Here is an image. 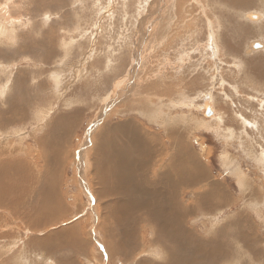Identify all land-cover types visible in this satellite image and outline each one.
Wrapping results in <instances>:
<instances>
[{"label": "rangeland", "instance_id": "rangeland-1", "mask_svg": "<svg viewBox=\"0 0 264 264\" xmlns=\"http://www.w3.org/2000/svg\"><path fill=\"white\" fill-rule=\"evenodd\" d=\"M215 1L0 0V181H2L0 186L3 187L0 195L2 192L5 194L0 196L4 198L0 199V222L2 225L3 222L8 224L7 228L0 224V235L4 236L0 239L2 257L8 255L12 249L14 251L26 237L29 240L38 235L41 238L46 236L48 245L41 244L40 250L24 248V252L27 253L24 264H166L169 255H179L167 239L161 240L162 243L158 242L153 250L146 242L142 241L144 244H141L142 236L152 238L156 242L157 238L152 234L154 228L151 224L149 226L142 222L140 217L136 220L139 225L136 228L131 225L128 230L129 233L134 232L136 235V247L128 251L127 246H122L129 255L126 258L120 254L113 256L116 253L114 238L121 239L124 234L117 228V223L111 221L110 211L105 210L119 208L123 200L118 194L119 183L116 179L115 195L112 190L110 192L99 190V197H96L98 185L93 176L94 170L90 166L92 139L101 130L110 129L108 122L114 124L120 120L133 119L145 131L158 136L153 143L156 144V149L162 152L152 160L155 177L164 166L170 164L179 149L185 147L202 163L206 182L220 186L230 197L231 204L230 201L224 205L219 203L218 208L211 206L205 207V210L200 203H194L197 198L194 192L189 193L190 191L184 187L178 189V200L181 198L185 209L182 214L188 211L192 213L182 217L180 227L186 232L188 240L194 244H202L191 254L200 256L208 252L221 253L224 248L226 252L224 258L214 264H264V96L253 94V89L249 87L248 95L246 90L231 88L234 74L230 72L237 70L240 75L241 71L244 73L245 66L246 72H250L252 70L250 66L257 65L260 69V78L264 80L261 74V72L264 74V63L255 61V58L264 51V35L247 38L243 44H240V38L235 36L237 34L239 36L237 29L242 25L254 28L255 24L263 22L264 14L250 6L248 9L237 6L236 0ZM219 14H222V17ZM248 14H257L259 18L252 22ZM139 16H143L140 32L142 35L152 36L150 33L152 20L160 26L162 37L164 29L165 42L159 38V48L148 44L149 40L140 39L137 34L136 39L135 35L127 32L131 28L134 30V23H137L134 18ZM182 17L184 23L190 24L184 26L192 35L187 41L185 36L179 37L185 40L187 45L188 43L191 45L188 48V55L182 52L184 46L180 48V52L171 51L175 46L169 39L173 33L172 28L179 24V18ZM260 27L264 31V25L261 24ZM138 29L136 33L139 32ZM199 29L204 31L198 32ZM229 33L235 34L233 38L239 40L236 41L235 45L238 46L234 50L239 57L224 58L222 75L227 80L224 78L222 83L217 81V76L215 78L221 71L220 67L216 71L214 63L216 53L214 39L219 35L217 40H222L223 34ZM177 36L176 34L174 38ZM196 38L203 44L212 43H210L212 49L206 48L208 62L204 68L200 66L198 42L194 43ZM252 41L260 42L263 48L249 50ZM225 44L227 45L226 41H221L220 46L224 45L223 51ZM167 45L171 52L158 59L155 55L157 50H167ZM234 51L231 52L235 53ZM243 60H247L249 66L243 65ZM192 64L194 66H191ZM190 71L199 78L190 75ZM154 76L159 81L154 82ZM167 78H172L170 84H164L163 81ZM233 79H237L236 75ZM175 82L178 84L177 87L181 85L180 89L174 88ZM180 82L183 85L179 84ZM189 88L191 89L188 90ZM172 89L174 90L171 91ZM170 91L175 94L180 91L178 96L188 93L187 105L184 101L181 103L179 98L174 99ZM257 91H260L258 87L255 88V92ZM158 95H162V98L159 99ZM127 99L132 100L134 105H126ZM166 100L170 103L171 100L176 101L175 106L169 107V110L170 103L164 102ZM158 103L162 104L159 108ZM205 104H209L212 115L207 114ZM149 107L152 111H149L151 110ZM103 108L107 109L106 113ZM158 109H161L160 112ZM225 109L230 120L231 115L234 118L230 121L233 123L230 126H233L222 131H219L220 128H207L209 122L222 120L221 114H225ZM63 117L70 118L69 121L74 124L71 131L73 135L69 134V138H64L63 141L58 140L54 146L50 144L53 141L55 143L53 132L59 129L60 119ZM162 117H166V123L171 125H164ZM173 121L176 126L172 124ZM171 127L174 130L178 128V131L180 128V132L186 128L190 129L184 143L172 142L162 133L163 129ZM62 145L67 147L61 148L66 154L58 152L60 157L54 165L51 163V155ZM83 151L87 155L84 163L80 161L83 163L81 166L78 155ZM10 160L9 166L12 168L8 167L9 175L4 171H8L7 163ZM14 160L18 165L14 164L24 171L19 177L25 176L28 179L24 180L27 184L19 179L22 188L32 189L44 175L53 179L51 181L54 186L57 185L56 196L61 199L60 211L50 226L43 225L41 234L29 231L22 223L29 225L26 221L16 218L15 222L14 215L7 214L2 206L8 197L9 200L6 201L8 207L12 208L13 205L20 210L29 208V202H33V198H30L27 199L29 202L26 200L28 202L26 206L16 207L18 201L12 203L14 197L11 196L19 193L10 191L12 188L19 191V186H11L13 180L9 178V176L12 178L11 174L14 173V170H11L14 167V164L12 165ZM51 165L58 171L50 170ZM51 172H57L55 178H51L53 177ZM40 173L43 174L39 175ZM91 176L93 180L90 179ZM202 188L208 189L207 186ZM31 191L34 192L35 189ZM85 204L87 207L90 205L89 209ZM76 205L77 209H81L78 213ZM5 218L6 220H3ZM231 220L235 224L233 232ZM77 221L81 223L78 232L68 226ZM45 222V219H41L35 223L42 225ZM19 232L21 235H18ZM61 236L66 238L68 245L61 244L58 238ZM72 241H79L85 245L86 253L77 256L78 254L74 252L75 246L70 245ZM193 245L188 252L192 250ZM55 248H58V251L51 252ZM161 249L164 252L166 249L168 254H160ZM178 251L182 252L183 247L179 246Z\"/></svg>", "mask_w": 264, "mask_h": 264}, {"label": "bare ground", "instance_id": "bare-ground-1", "mask_svg": "<svg viewBox=\"0 0 264 264\" xmlns=\"http://www.w3.org/2000/svg\"><path fill=\"white\" fill-rule=\"evenodd\" d=\"M215 2H217V0ZM236 3L238 4L237 6H240L242 8L248 9V7L250 6L251 8L258 10L260 12V14L261 13L264 14V0H236ZM238 17H236V18H238ZM253 18H255V19H253ZM253 18H252L253 20H256L257 18H259V15L254 14ZM262 20H263V18H262ZM261 24L264 25V21L254 25L253 26L254 28L243 27V25H242L239 29H237V31L239 32V36H238V34L237 35L233 34V35L240 38L241 41H243L244 39H247V38L252 39L254 37L264 35V31L260 27ZM208 33L210 34V32H208ZM233 35H231V36L224 35L222 40L221 39L219 40L220 44H221V41H223V40L227 42V45L225 44L226 45L225 49L227 51L234 50L235 46H236L235 45L236 41H239V40L235 39L236 37L233 38L234 37ZM241 41H239V42H241ZM226 57H232V58L234 57L235 58L236 56L232 55L231 53H228L226 55ZM238 57H236V58H238ZM255 61H258V62L262 61L264 63V51L260 56L255 58ZM243 65L249 66V63L247 61H243ZM191 66H194V64H192ZM250 68L252 70L250 72H246L247 67L245 66V68L243 70L244 73H242V71H241L240 72L241 74L239 73L240 75H238V71H237V75H236L237 76V84H236V82H234V83H232V87L231 86L230 87L231 88H233V87L239 88V87H243L244 85H248L249 88L253 89V91H254L253 94H260V92H264V83H262L264 80H262L260 78V75H259L260 69L257 65H251ZM263 70H264V68H263ZM191 71L193 72V70H191ZM191 71H190V75H192ZM261 74H262V76H264V74L262 72H261ZM194 75H192V76H194ZM197 77L198 76H196L195 78H197ZM185 79H187V78H185ZM188 80H190V79H188ZM191 80H193V78ZM182 81H184V79ZM186 82H185V84H186ZM196 83H197V81H196ZM179 84H182V83L180 82ZM253 84H255L259 88L260 91L255 92V88H257V87ZM177 86L178 85L175 84L174 88H179L181 85L179 87H177ZM181 89H182V87H181ZM190 89L191 88H189L188 90H190ZM173 90L174 89H172L171 91H173ZM138 93L139 92H137V94ZM176 93L179 95L180 91L176 92ZM181 93H182V91H181ZM137 94H136V96H137ZM172 94H173L174 99L179 98V99H181V101L189 99V97L186 96V95H188V93L187 94L185 93L186 95H181V96H178L177 94H175V92ZM163 95H164V93H163ZM189 95H190V93H189ZM158 98L161 99L162 95H158ZM167 99H169V98L167 97ZM129 100H128V103L126 105L133 106L134 105V103H132L133 101L132 100L129 101ZM134 101H136V100H134ZM167 101L168 100H166L164 102H167ZM171 103H172V100H171ZM204 106L206 107V109L208 107L210 109L209 104H205ZM128 109L130 110V108H128ZM160 110L158 109L159 112H160ZM144 111H143V113H144ZM149 111H152V109ZM167 111L168 110H166V113H167ZM127 112H128V110H127ZM141 112H142V110H141ZM39 114H41V113H39ZM169 114H167V115H169ZM145 115L146 116L148 115L147 111H146ZM221 115H222L221 116L222 122L221 121H213V122L209 123L208 125H206V127L209 129L211 127L214 129L220 128L219 131H222L227 127L229 129V127L233 126V125L230 126V124H233L230 121L234 120V118L231 115V120H230V117L227 114L226 109H225V114L222 113ZM36 117H37V115H36ZM170 117H172V116H170ZM4 118H5V116H4ZM156 118H157V116H156ZM162 118L164 119V122H163L164 125L167 124L166 119H165L166 117L165 118L162 117ZM69 119L60 121L59 129H56L53 132L54 133L53 134V136H54L53 140L55 139V143H53L54 142L53 141V142H50V144L54 145L58 142V140L63 141V140H65L64 138H69L68 137L69 134L73 135V133H71V131H72V126L74 124L72 125V121L71 120L69 121ZM167 119H168V117H167ZM176 119H178V118L176 117ZM36 120H39V119H36ZM158 120H160V119H158ZM173 120H175V119H173ZM225 120L227 121L226 123L224 122ZM4 121L5 120H3V122ZM174 122L175 121H173L172 124H174ZM182 123H183V121H182ZM182 123L180 124L181 126H182ZM228 123H229V125H228ZM133 124H134V121H129V120L122 121V122H120V126H115V127H112L111 129H103L99 133L96 134L94 139H92V147H91V153H90V157H92V158L90 161V166L94 170L93 176L95 177L96 185H98V186H96V188H97V191L95 193L96 197H99V192H98L99 190H101L103 192L104 191L110 192L112 190L113 194L114 195L116 194L117 183H116V180L112 176V174H114L118 177V179L120 181V185L118 186L117 189L123 194V198H124V201H123V203H121L119 205V208H109V209L105 210V211H108V210L110 211L109 214L111 215V221L114 223H117L116 224L117 228L120 229L122 231V233L124 234L123 238H121V239L116 238L117 240H120L119 243L118 242L116 243L117 240L114 238L113 244L116 245V248H115L116 253H114L113 256H115V254H120L124 258H126L129 255L127 254V250L122 249V246H127L126 249H128V251H130L129 250L130 248L136 247V235L134 234V232L129 233L128 230L130 229L131 225L134 228H136L139 225V224H137L136 220L138 218L142 217V222L147 223L149 226L151 224V227L154 228L152 230V234H153L154 238H157V242L152 238L147 239L146 236H142L141 237V244H144V243H142V241H144L147 244L151 245V247H152L151 250H153L157 247L158 242L160 243L161 240L167 239L169 241V243H171L174 246V247L173 246L172 247L177 250L179 255H169L168 256L169 259H167L168 262L166 263V261H165L166 264H214V263H217L218 260H219V262L222 261V259L224 258V254H226L224 248L221 250V253L208 252V253H204L200 256H195V255L191 254V253L195 252L196 248L201 247L202 244H194L191 240H188V236H187L186 232L180 227V224L183 221L182 217H184L186 215H192V213H190L188 211L185 214H182V212H184L185 209L182 205L181 198H180V200H178L177 192H178V189L180 187L186 188V190L190 191L189 193L194 192L195 196L197 197V198H195L194 203H200L202 206H204V209H205V207L210 208L211 206L213 208L214 207L218 208L219 203L220 204L223 203V205L228 203L230 201V197H228L227 193L220 186L212 185L211 183L206 182V180H205V176H206L205 169H204L202 163H200L198 160H196L191 155L192 153L190 151H188L185 147L180 148L179 152L177 154H175V156L172 157L170 164L164 166L161 169V172L159 173L158 178L155 177L154 173H153V169H152V160L154 158L158 157L159 154L162 152V151L156 149V144L153 143L154 141H156L158 139V136L156 134H151V133L145 131L144 129H136V128H134ZM167 125H169V124H167ZM178 125H179V123H178ZM2 126H4V125H2ZM221 126H223V127H221ZM162 127H163V125H162ZM172 128L173 127L169 128V129L168 128L163 129L162 133L165 136H167L168 138H170V140L172 142L175 141L176 143H178L179 141H181L184 143L186 141V138H187V132L190 131V129L186 128L184 131L180 132V128H179V131L177 130L178 128L176 130H174ZM182 128H184V127L182 126ZM56 132H57V134H56ZM236 132H237V130H236ZM247 136H248V134H247ZM70 137L72 138V136H70ZM237 137L239 138V136H237ZM54 146H56V145H54ZM63 146L65 147V145H62V146H60V148L55 149L53 155H51L49 153L52 156V162L51 163H53L54 165L59 160L58 158L60 156L58 157V154H60V153H58V152H60V151L62 152L61 148H63ZM57 147H59V146H57ZM65 148H67V147H65ZM85 152H86V150H85ZM85 152L83 151V153L81 152L82 154L78 155V162L80 163L81 166H83V163H84L83 160L85 159V155H87V154H84ZM62 153L66 154V151H64ZM42 158H43V156H42ZM178 159H180L179 164L177 162ZM45 160L46 159H44V161ZM16 161L18 163L17 159H16ZM80 161H83V163ZM8 163H7L8 166L5 165V168H6V166H7V168L11 167V166H9L11 163V160ZM14 163H16L15 160L12 163V165ZM46 163H44V165ZM16 164H14L13 169H11V170H14V174H11L12 178L9 176L10 174L8 173L9 168H8V171H6V170L4 171L5 173L9 174L8 176H9L10 180L11 179L13 180V182L11 183V186L12 187L19 186L18 187L19 191H18V189L13 190V188H12V190H10V191H15L17 193L19 192L17 195L14 194V196H11L14 198L12 199L10 197V199L13 200V201L12 200H10V201H12L13 204H15L14 202L18 201L16 203L17 205H15V207L16 206H26L29 202L27 199H30V198L31 199L33 198V202L32 203L29 202V204H28L29 208H27L25 210L24 209L20 210L18 208H14L13 205H12V208L8 207V203L6 201L9 200L8 199L9 197L7 198V200L5 197L6 201L2 203V206L6 209L7 214H13L14 215V217H15L14 221L15 222H16V218L18 220H21V221L22 220L26 221L29 223V225H27L24 222H22V223L24 224L25 227H27V229L29 231L36 232L37 234H41L43 225L50 226L54 222V220H55L54 218L58 215V212L60 211L59 205H61V203L59 201H61V199L58 196H56V186L57 185L54 186L53 185L54 183L51 181L53 179H50L49 177L46 178V176L44 175V177H42L41 180L39 179L40 181L37 182L35 184V186L32 188V189H35L34 192H32L31 191L32 189H30L29 187H27V189H21L22 186L20 185L19 179H21V181L24 183L27 182L24 180L25 179L28 180V179L25 176L19 177V174L21 173L23 175L24 171L22 169L20 170V166L18 168L17 165L19 163L17 165ZM49 166L50 165H47V167H49ZM51 168H50V170H52V171H58V169L56 167H54L53 165H51ZM47 170H49V168ZM108 171H110L112 173H109ZM5 173L4 174L2 173V174L6 176ZM56 173L57 172L52 173L53 177H51V178H55L54 176ZM85 173H86V171H85ZM42 174L40 173L39 175H42ZM143 175L146 176V180L142 179ZM147 176H149V177H147ZM150 176L152 179L155 180L154 182H151ZM30 177L31 176H29V178ZM33 177H35V175ZM90 179L93 180L92 176ZM0 182H2V181H0ZM51 182H52V184H51ZM87 183H89V182H87ZM156 183L159 185V195H158V199H157L156 203H152L146 196H150V194H152L154 192L149 189L147 194L140 195V189L141 188H150L152 186V184L155 185ZM242 183H243V181H242ZM50 184L53 186H51ZM83 184H84V182H83ZM80 185H81V183H80ZM4 186H6V188H10V186L7 187L8 185H4ZM202 186H207L208 189H203ZM1 188H3V187L0 186V191H3V190H1ZM83 188H82V190H83ZM4 190L6 192V189H4ZM2 193L3 194H1V195H5L4 192H2ZM8 195L9 194H7V196ZM87 198H89V197H87ZM90 198L92 199L91 194H90ZM2 200H4V198H2ZM10 201H9V203H10ZM213 201H216L217 203H213ZM26 202H27V204H26ZM229 204H231V201ZM29 205L36 206V207H30ZM86 205L87 204H85V206ZM89 207H90V205H89ZM89 207H87V208L89 209ZM26 210H28V212H26ZM80 210H81L80 208L77 209V205H76L77 213ZM207 210L213 211L216 209H207ZM96 213H97V211H96ZM2 217H3V215H2ZM41 219H45L46 222L43 223L42 225H37V223H35V222H38ZM0 220H1V218H0ZM3 220H6V218ZM8 220L10 221V217ZM0 224H1V222H0ZM69 224H71V223H69ZM232 224H233L232 225V232H233L235 230V224L233 223V221H232ZM80 225H81L80 221H77V222H75L71 225H68V226L71 229L78 232V229H80ZM2 226L7 228V226H8L7 222H3ZM15 226H17V225H15ZM227 227H229V226H227ZM18 228H19V226H18ZM17 230L18 229H16V231ZM20 234L21 233L19 232L18 235H20ZM28 234L30 235V233H28ZM103 237H105V236L103 235ZM28 243L31 244L32 246L41 245L40 237H34V238L31 237V239L29 238ZM18 244H19V242H18ZM22 244L23 243L21 242L20 245H22ZM114 245H113V248L115 247ZM192 245H193L192 250H190L188 252V250L191 248ZM164 246H165V244H164ZM179 246L183 247L182 252L178 251ZM23 248L24 247H22L21 249H23ZM16 249L18 251L21 250L19 248V246H16ZM185 249L187 250V252ZM164 250H165V252L162 251V249H161L162 252H160V254H168V252H166V249H164ZM33 258H34V256H33ZM164 258H165V256H164ZM20 259L21 258L18 256L15 257L13 259V264H20L21 263ZM127 260H128V258H127ZM224 260H226V259H224ZM162 262H164V261H162ZM0 264H8V261L2 260L0 262Z\"/></svg>", "mask_w": 264, "mask_h": 264}, {"label": "crops", "instance_id": "crops-1", "mask_svg": "<svg viewBox=\"0 0 264 264\" xmlns=\"http://www.w3.org/2000/svg\"><path fill=\"white\" fill-rule=\"evenodd\" d=\"M147 15H149L150 16V14L147 12ZM219 16H221L222 17V14H219ZM250 16H254V14H248V17H249V19L252 21V22H255V20H253L252 19V17H250ZM143 16H139V17H135L134 18V21H137V23H134V26H135V28H134V30L131 28V29H129L127 32L128 33H132V35H135L134 37L137 39V37H136V34L140 37V39H142V38H144V39H146V40H149V42H147L148 44H152V46H157V48H159L158 47V39L159 38H162L163 40H164V42H165V36H166V34L164 33V29H162L163 30V37H162V31H160L159 29H160V26L158 25V24H155L154 23V21L152 20L151 22H150V24H151V28H150V33L152 34V36H148V35H146V34H141L140 32H141V28H142V24H143ZM156 21H157V18H156ZM258 24V23H257ZM184 25H190V24H186V23H184V18L182 17V18H179V24L175 27V28H172L173 29V33L169 36V39H170V41H171V44L173 45V46H175V47H172V50L171 51H173V52H180V48L182 47V46H184V47H182L184 50L182 51V52H184V53H186L187 55L189 54V50H188V48L191 46L188 42V45L186 44V41L187 40H189L191 37H192V35H191V32H189V30L186 28V26H184ZM256 25V24H255ZM184 26V27H183ZM140 27V28H139ZM140 30H139V29ZM147 28V27H146ZM237 28V27H236ZM137 29L139 30V32L138 33H136L137 32ZM194 29L196 30V28L194 27ZM198 32H201V31H204L203 29H199V30H197ZM178 35L176 38H174L175 37V35ZM181 35H183V36H185V39H186V41L185 40H182V39H180L179 37L181 36ZM223 35H225V34H223ZM226 36H231V34L229 33V35H226ZM215 37H217V35L215 36ZM218 38H219V35H218ZM218 38H215L214 40H215V42H214V44H215V47H214V49L216 48V53H215V60H214V63L216 64V71H217V69H218V67H220V73L218 74V75H215V78H216V76L218 77L217 78V81H224V78H225V76L223 77V75H222V72H223V69L222 68H224V58H226V55L228 54V53H231L232 55H234V56H236L237 57V55H236V53H237V51H234V50H236V48L233 50L235 53H233V52H231V51H227L226 49H224V51H223V46L224 45H222V46H220V41L219 40H217ZM212 39V38H211ZM251 39V38H250ZM151 40V41H150ZM245 40V39H244ZM244 40L242 41V42H240V44H243V42H244ZM248 40V39H247ZM166 42H168V41H166ZM196 42H198V47H199V56H200V63H201V67H203L204 68V66H205V64H206V62H208V60H207V52H206V48L208 47L209 49H212L213 47H212V43L209 45H207V44H203V43H201V42H199V39L198 38H196L195 39V41H194V43H196ZM135 43H137V42H135ZM255 43H259V44H261L260 42H258V41H252V42H250V47H249V50H250V48L252 49V50H254V45H255ZM166 44V43H165ZM164 44V45H165ZM193 46V45H192ZM238 45H236L235 47H237ZM259 48H263V44L259 47ZM166 49L168 50H165V49H161V50H157V53L155 54V55H157V57H158V59H161L163 56H164V54H166V53H168V52H171V51H169V46L167 45V47H166ZM224 52V53H223ZM263 52V51H262ZM154 58H155V56H154ZM156 59V58H155ZM243 61H247V60H243ZM243 61H242V64H243ZM233 62L234 63H236V61L235 60H233ZM163 65H164V63H162ZM218 64H220V66L218 65ZM234 68L235 69H237V67H235L234 66ZM230 72H232V74H234V75H237V70H236V72H234V71H230ZM234 75H232V83H234V82H236V84H237V79L235 80V79H233V77H234ZM166 76H168V75H166ZM237 77V76H236ZM154 79H155V76H154ZM214 78H211V80H213ZM225 80H227L226 78H225ZM156 81H159V80H156L155 79V81L154 82H156ZM164 82V84H170L171 82H172V78H167L165 81H163ZM223 83V82H222ZM222 83H221V86H222ZM175 84L176 85H178L176 82H175ZM174 84V85H175ZM240 89H242V91L243 90H246V94L248 95V91H249V88H248V85H244L243 87H239ZM239 88H237L238 90H239ZM244 88V89H243ZM260 94H263V96H264V92H260ZM243 95V94H242ZM127 100H129V99H127ZM189 99H187V100H183L185 103H186V105H187V101H188ZM132 103H134V102H132ZM170 103V102H169ZM169 103H167V105L169 104ZM181 103H182V101H181ZM175 102H172V103H170V105H168V109L170 110V108L169 107H171V106H175ZM159 106H161L159 103L157 104V108H159ZM104 109V108H103ZM106 111H107V109L105 108L104 109V113H106ZM241 112V111H240ZM242 113V112H241ZM145 116V115H144ZM211 118H213V116L211 117ZM68 118L67 117H63L62 119H60V121H62V120H67ZM126 120H129V121H134V124H133V126H134V128H136V129H144V128H141L139 125L140 124H138L135 120H133V119H124V120H120V121H118L117 123H114V124H112L111 122H108V126L110 127V129L112 128V127H115V126H120V122H122V121H126ZM210 123V122H209ZM152 134V133H151ZM177 162H178V164L180 163V159H178L177 160ZM153 173H154V171H153ZM14 174V173H13ZM112 176H113V178L114 179H116L117 181H118V183H119V185H120V181H119V179H118V177L116 176V175H114V174H112ZM157 178H158V176H156ZM150 178H151V176H150ZM142 179L143 180H146V176L145 175H143L142 176ZM151 180V182H154L155 180L154 179H150ZM21 189H24V188H21ZM27 189V188H26ZM151 190V191H153L154 193H152V194H150V196H146L152 203H156V201H157V199H158V195H159V185L156 183L155 185H153L152 184V186L150 187V188H141L140 189V195H145V194H147L148 193V190ZM97 190V189H96ZM118 194L120 195V197L122 198V200L124 201V198H123V194L118 190ZM94 199L96 200V198L94 197ZM21 235V234H20ZM40 235H38V236H36V237H39ZM4 238V236H0V239H3ZM59 239H60V242H61V244L62 245H68V242H67V240H66V238L65 237H58ZM40 240H41V244H47L48 245V242H47V237L45 236L44 238H41L40 237ZM22 245H20L19 246V248L21 249L22 247H24V248H29V249H33V248H35L36 250H40L41 248V245H34V246H32L31 244H29L28 243V240H27V237H26V240H23L22 241ZM70 245L71 246H75V248H74V252L76 253V254H78L77 256H79L80 257V255H83V253H86V252H84L85 251V249H86V247H85V245H83V244H80V242L79 241H77V242H74V241H72V242H70ZM24 248L23 249H21V250H17L16 249V247L14 248V251H13V249H12V251L8 254V255H6V256H4V257H2L1 256V251H0V262L2 261V260H7L8 261V264H13V259L15 258V257H20L21 259H20V262H21V264H24L25 262H26V255H27V253L26 252H24ZM57 252L58 251V248H55V249H53V250H51V252ZM33 254V253H32ZM61 258V257H60ZM60 260V259H59ZM58 260V261H59ZM78 260V259H77ZM60 264H62V263H60Z\"/></svg>", "mask_w": 264, "mask_h": 264}, {"label": "water", "instance_id": "water-1", "mask_svg": "<svg viewBox=\"0 0 264 264\" xmlns=\"http://www.w3.org/2000/svg\"><path fill=\"white\" fill-rule=\"evenodd\" d=\"M260 46H261V45H260L259 43H255V45H254L253 47H254V48H255V47L258 48V47H260ZM207 114H211L209 108H207ZM204 115H205V113H204Z\"/></svg>", "mask_w": 264, "mask_h": 264}]
</instances>
